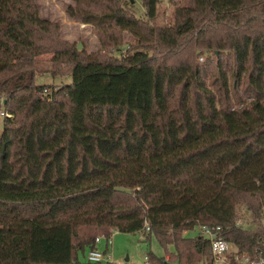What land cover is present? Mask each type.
Returning a JSON list of instances; mask_svg holds the SVG:
<instances>
[{"label": "trees", "instance_id": "16d2710c", "mask_svg": "<svg viewBox=\"0 0 264 264\" xmlns=\"http://www.w3.org/2000/svg\"><path fill=\"white\" fill-rule=\"evenodd\" d=\"M141 5L145 19L123 0L65 7L101 47L128 33L107 56L61 40L35 0H0V264H99L76 252L114 231L172 247L141 264H209L183 235L196 222L240 251L264 239V0H178L161 25ZM44 53L69 83H35Z\"/></svg>", "mask_w": 264, "mask_h": 264}, {"label": "rangeland", "instance_id": "374dc122", "mask_svg": "<svg viewBox=\"0 0 264 264\" xmlns=\"http://www.w3.org/2000/svg\"><path fill=\"white\" fill-rule=\"evenodd\" d=\"M126 7L133 12L134 16L145 19L144 8L141 5V0H123ZM178 0H156V16L154 24H164L169 21L173 3ZM41 16L58 23V34L61 40L72 43L77 50L83 49L85 52H98L104 55L117 56L124 52L126 46L132 43L128 33L122 31L120 34L121 43L119 45L100 46L95 30L91 25L81 23L74 18L69 17L65 12L67 5H74V0H35ZM130 44V45H128ZM52 55L44 53L37 57V60L42 62L43 68L46 70L38 74L35 78L36 84H47L49 87L56 89L70 82V76L67 66L60 64L53 66L49 59ZM201 55H198L197 61H200ZM48 92V91H47ZM1 128V123H0ZM240 225L245 228L253 227L252 219L244 208H240ZM186 232V233H185ZM183 235L186 237L196 236V230L193 227L186 230ZM111 243L108 245L112 264H141L147 252L150 251L157 256L166 258L165 252L172 251V247L167 245L164 249L156 239L150 235L146 237L140 232H117L114 231L110 235ZM97 249H104V237L99 239L96 244ZM87 251L85 247L83 252L77 250L76 259L79 262H84V253ZM127 257V260H125Z\"/></svg>", "mask_w": 264, "mask_h": 264}, {"label": "built area", "instance_id": "2783aa9c", "mask_svg": "<svg viewBox=\"0 0 264 264\" xmlns=\"http://www.w3.org/2000/svg\"><path fill=\"white\" fill-rule=\"evenodd\" d=\"M47 88H41L38 91L40 96H47ZM1 104V99H0ZM10 116L9 113L0 107V118ZM254 223L257 224L264 232V205H261L257 216L254 218ZM235 224L240 225V217H236ZM196 234L205 239L208 243L209 264H264V239L260 240V245L253 248L252 253L237 250V248L226 238H224L221 227L219 225H205L199 222L194 224ZM148 226L144 222V231H147ZM185 232V231H184ZM142 234V232H140ZM186 233V232H185ZM102 235H98L93 240V246L84 253V262L112 264L108 245L111 243L110 235L104 237V249L99 250L96 244ZM146 262V255L142 263Z\"/></svg>", "mask_w": 264, "mask_h": 264}, {"label": "water", "instance_id": "95a60500", "mask_svg": "<svg viewBox=\"0 0 264 264\" xmlns=\"http://www.w3.org/2000/svg\"><path fill=\"white\" fill-rule=\"evenodd\" d=\"M125 260H127V257H125Z\"/></svg>", "mask_w": 264, "mask_h": 264}]
</instances>
